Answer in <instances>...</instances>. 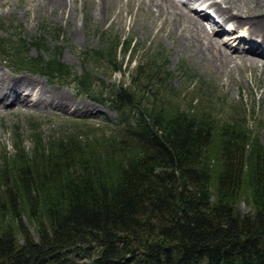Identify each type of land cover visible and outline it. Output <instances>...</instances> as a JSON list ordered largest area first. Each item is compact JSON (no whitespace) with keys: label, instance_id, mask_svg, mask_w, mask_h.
I'll return each instance as SVG.
<instances>
[{"label":"trees","instance_id":"1","mask_svg":"<svg viewBox=\"0 0 264 264\" xmlns=\"http://www.w3.org/2000/svg\"><path fill=\"white\" fill-rule=\"evenodd\" d=\"M46 41L1 38L0 53L14 70L69 79L117 114L45 139L30 115L29 149L15 125L12 150H0V264H264V147L245 117L218 124L209 109L183 105L161 48L115 82L77 71ZM102 41L78 55L111 72L119 52L138 47L110 33Z\"/></svg>","mask_w":264,"mask_h":264},{"label":"rangeland","instance_id":"2","mask_svg":"<svg viewBox=\"0 0 264 264\" xmlns=\"http://www.w3.org/2000/svg\"><path fill=\"white\" fill-rule=\"evenodd\" d=\"M216 1L225 5L224 0ZM67 2V7L62 9L55 8L51 0H0V39L14 44L13 41L17 40L19 34L28 41L33 35H44L47 38L46 45L49 47L59 45L62 60L77 71L87 68L94 77L115 82L122 79L129 82L140 56L148 51L154 53L161 48L168 59L169 84L182 99L183 105L190 103L195 110L209 109L218 124L230 120L234 115H243L246 126L258 135L264 147V74L260 67L252 68L249 64L243 63L231 68L229 61L219 67L204 56H193L179 45L174 29L173 32H168L166 25L160 28L161 22L148 13L144 0ZM179 5L184 12L194 15L186 6L181 3ZM261 11L264 14V6ZM222 23L225 27L234 25L230 22ZM205 24L212 33L208 22ZM56 28L59 29L58 33L54 32ZM241 28H230L229 32L221 31L214 36L231 46L245 48L250 45V41L232 40L236 33L244 35V29ZM103 33L131 37L138 44L133 52L129 50L125 53L119 52L118 59L122 63L119 71L111 72L109 68L83 63L79 58L81 50L97 49L104 45ZM36 52V45H30V54ZM183 65L190 70L189 78L183 73ZM0 74L2 77H34L47 97H50L51 92H63L68 100L62 109L50 106L28 107L21 102L13 106L0 104V150L3 145L12 150L15 125L24 138L26 149L30 148L31 130L28 118L30 115L36 117L34 121L45 139L51 134L72 130L74 123H80V120L90 121L96 127L105 126L104 122L113 119L117 114L115 109L76 91L69 79H51L36 71L14 70L2 53ZM240 209L248 211L251 207L241 200ZM22 219L29 224L25 215ZM28 226L34 232L31 225ZM33 237L36 239L37 234L34 233ZM21 240L19 236V241Z\"/></svg>","mask_w":264,"mask_h":264},{"label":"bare ground","instance_id":"3","mask_svg":"<svg viewBox=\"0 0 264 264\" xmlns=\"http://www.w3.org/2000/svg\"><path fill=\"white\" fill-rule=\"evenodd\" d=\"M51 1L55 8L64 9L68 5V0ZM144 1L147 4L148 13L161 22L160 28L166 25L168 32H173L174 29L179 45L191 52L193 56H204L219 67L227 61L231 63L229 64L231 68L247 63L252 68L260 67L264 74V14L261 11L264 0H224L225 5L217 3L216 0L187 1L192 4L203 3L202 11H199L203 15L196 11L194 15L184 12L179 3L186 7L188 5L183 1L179 3L177 0ZM207 22L212 33L207 29L205 24ZM222 22H230L234 25L224 28ZM240 27L244 29V35L240 36L236 33L232 40L250 41V45L245 48L231 46L214 36L220 31ZM38 85V80L31 76L2 77L0 74V104L13 106L21 102L28 107L50 106L56 109L66 106L68 100L63 92H51L50 97H47L46 92Z\"/></svg>","mask_w":264,"mask_h":264}]
</instances>
